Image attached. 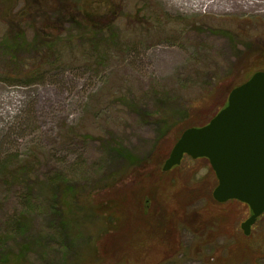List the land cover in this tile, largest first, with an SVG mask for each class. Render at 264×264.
Segmentation results:
<instances>
[{"label": "rangeland", "instance_id": "rangeland-1", "mask_svg": "<svg viewBox=\"0 0 264 264\" xmlns=\"http://www.w3.org/2000/svg\"><path fill=\"white\" fill-rule=\"evenodd\" d=\"M16 1L0 0V39L20 26L37 48L55 46L15 58L0 49V244L17 246V221L30 209L25 232L43 235L49 248L44 256L29 253V264L73 262L80 249L81 264H92L97 236L102 251L127 252L126 264H264V215L246 235L241 223L251 210L214 199L218 180L207 159L186 155L163 170L185 129L208 123L234 87L264 70V0H228L222 9L178 0H83L81 20L95 15L100 29L92 41L68 22L54 34L46 4L42 14L31 9L35 14L17 17L19 25L10 23L26 2ZM47 23L53 31L41 29ZM109 144L139 160L124 161ZM56 182L71 187L72 203L121 204L122 230L105 231L107 221L91 222L93 211L84 209L78 221L89 242L84 246L82 234L72 239L54 212ZM200 211L210 221L194 231L185 217L194 222L191 214Z\"/></svg>", "mask_w": 264, "mask_h": 264}, {"label": "water", "instance_id": "water-1", "mask_svg": "<svg viewBox=\"0 0 264 264\" xmlns=\"http://www.w3.org/2000/svg\"><path fill=\"white\" fill-rule=\"evenodd\" d=\"M185 155L209 161L218 180L216 201L238 200L249 206L251 214L241 223L249 235L264 213V70L234 87L226 106L208 123L185 129L163 170L181 164Z\"/></svg>", "mask_w": 264, "mask_h": 264}, {"label": "trees", "instance_id": "trees-1", "mask_svg": "<svg viewBox=\"0 0 264 264\" xmlns=\"http://www.w3.org/2000/svg\"><path fill=\"white\" fill-rule=\"evenodd\" d=\"M83 0H26L25 5L23 6L21 13L16 14L14 18H11V20L9 21L10 23H18V25L21 23V19H18L17 17L24 16L23 14H25L26 12L28 14H31L33 11H31V9L34 10V12L40 13L41 12V6L44 5L46 6V8H51L50 13L48 14L50 16V23H54L56 25V28L54 30V34L55 33H59V31L61 29H59L60 27L63 26V24H66L67 22L71 25H73L74 29L76 31H78V34H80L81 36H85L88 35L89 39H91V41L95 38H97V36H99L98 30V25L97 23L92 20L93 17H95V15H91L92 19L90 21H88L86 24L84 23L85 20L82 19V12L84 10V7L82 5ZM16 0H15V4H16ZM60 4L61 8H58V10L54 11V4L58 5ZM31 11V12H30ZM54 11V12H53ZM35 14V13H32ZM31 14V15H32ZM42 14V12H41ZM52 16H55V22H52ZM42 18V16H41ZM87 18V17H86ZM16 19H18V21H15ZM50 23L44 24V25H48L47 27H43L42 26V30H49V31H53L51 30L49 27ZM43 25V24H42ZM59 27V28H58ZM12 29V28H11ZM16 30L13 33L10 34H6V36H4L2 39H0V49L4 51V54H8V55H12V58L17 57V54H20L21 52H26V51H30V50H35L37 51L38 49H41V47L46 48L47 45H49V47H54L55 42L54 41H50L48 43H46L47 45L42 44L40 47L37 48L36 45H33V42H29L27 40V35L26 32L20 28V26H18L17 28H15ZM79 35V36H80ZM59 38V36H56ZM61 37V36H60ZM164 131V130H163ZM109 149L114 151L118 157L123 158L124 161H128L132 164H135V162H137L139 159L136 158L135 155L129 153L128 151L124 150L122 147H118L116 145H112L109 144ZM199 159H205V158H199ZM143 161V160H142ZM178 167V166H175ZM174 167V168H175ZM141 168H143V164L141 166ZM37 186H33L32 188H30V193L33 192L34 189H36ZM50 191H51V201H54V206H55V215L56 216H61V225L67 230L66 232L70 234L71 238L74 239V235H80L82 234V236H84L87 240L86 243L84 244V246L87 244V242H89V238L87 235V232H85L82 229V225H84V221L79 223V213L84 209H88L89 211H93V218L91 220V222L94 220H98V218H104L107 223H106V228L105 231L108 227H110V231L113 232L115 229H120L122 230V227L124 224H122L120 221V215H121V220L124 221L123 218V214H124V209L121 210V204L112 201L111 203H106V205L104 207L102 206H97L96 208H91V207H86V206H81L77 203V201L79 200L78 197H74L76 202H71L69 201L68 198H71L69 196H71L72 190L71 187L68 186L66 183H61V182H56V183H51L50 184ZM64 199H68V203H66V207L63 208V211H61L60 206H62L61 204L64 203ZM114 202V203H113ZM149 203V202H148ZM59 204V205H58ZM101 205H103L104 203H100ZM139 206V205H138ZM142 207V204L140 205V208ZM60 210H59V209ZM137 209V208H136ZM119 212H118V211ZM30 211V212H29ZM115 211V212H114ZM166 211V209H165ZM144 212V213H143ZM198 212V211H196ZM196 212H194L193 215L194 216V222L189 221L188 218L189 215H186L185 219L186 221H188L189 225H193L194 226V231L197 230H202L203 229V224H208L210 219L208 218H204L202 211H200L199 214H197ZM31 213V210L28 209L27 211L23 212L21 214V217H19L18 221H17V227H18V231H20L24 234L21 235L22 239L20 240L19 243H17L16 247H12V246H6L5 245H1L0 244V264H29L28 260H29V253H31L32 251L38 250V253L42 254L44 256L45 251L49 248V245L46 243L47 239L44 238L43 235H38V236H28L27 233L25 232V230H27L30 226V219L28 218V215ZM166 214H172V212L168 213L165 212ZM141 214L144 216L147 213V209H143L142 207V212ZM97 217V218H96ZM111 218V219H110ZM28 219V220H27ZM118 220V221H117ZM196 222V223H195ZM120 223L122 225H120ZM25 228V229H24ZM77 232V234L73 233V231ZM82 230V232H81ZM104 230V229H103ZM81 232V233H80ZM0 239H2V237H0ZM97 238L95 237L94 239V250L92 251L93 254H95L92 259H90V262H92V264H113L112 262H114V264H126V259H127V252H110L107 247L105 248L104 251V255H103V251L101 250V248H103L102 246L99 248V245L97 244ZM3 240V239H2ZM91 241V240H90ZM3 243V242H2ZM105 246H108L107 244H109L108 242L104 243ZM104 246V247H105ZM238 246L242 247V244L240 241H238ZM237 246V247H238ZM78 250V249H77ZM81 250V249H80ZM80 250H78V255L75 256V260H73V262L65 261L64 263L66 264H81V257L83 252H81ZM86 253H90L91 252V248L90 250H88V252L85 250ZM110 252V253H109ZM80 253V256H79ZM112 256L111 262L108 261V256ZM256 252H253V257L256 258L257 256ZM79 257L78 261L77 258ZM110 262V263H109Z\"/></svg>", "mask_w": 264, "mask_h": 264}, {"label": "bare ground", "instance_id": "bare-ground-1", "mask_svg": "<svg viewBox=\"0 0 264 264\" xmlns=\"http://www.w3.org/2000/svg\"><path fill=\"white\" fill-rule=\"evenodd\" d=\"M178 1H182V2H185V3H191V4H196V5H207V7H214L216 6L217 9L219 8H225L227 7V4L229 3L228 0H178ZM239 3H243V5H247V6H252V5H256V2L254 0L250 1V0H244V1H241V0H236L234 1V4H237L239 5Z\"/></svg>", "mask_w": 264, "mask_h": 264}, {"label": "flooded vegetation", "instance_id": "flooded-vegetation-1", "mask_svg": "<svg viewBox=\"0 0 264 264\" xmlns=\"http://www.w3.org/2000/svg\"><path fill=\"white\" fill-rule=\"evenodd\" d=\"M173 168H174V167H173ZM173 168H171V169H173ZM263 215H264V213H263V214H262L260 217H258L257 221H258V220H259V218H261ZM257 221H256V222H257ZM256 222H255V223H256Z\"/></svg>", "mask_w": 264, "mask_h": 264}]
</instances>
